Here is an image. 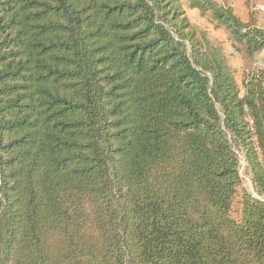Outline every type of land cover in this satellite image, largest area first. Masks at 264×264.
<instances>
[{
	"label": "trees",
	"instance_id": "trees-1",
	"mask_svg": "<svg viewBox=\"0 0 264 264\" xmlns=\"http://www.w3.org/2000/svg\"><path fill=\"white\" fill-rule=\"evenodd\" d=\"M187 7L241 85L181 0H0V264H264V29Z\"/></svg>",
	"mask_w": 264,
	"mask_h": 264
},
{
	"label": "crops",
	"instance_id": "crops-1",
	"mask_svg": "<svg viewBox=\"0 0 264 264\" xmlns=\"http://www.w3.org/2000/svg\"><path fill=\"white\" fill-rule=\"evenodd\" d=\"M220 3H227L229 4L234 14L240 18L243 22H248L250 19L255 21L257 23V26L259 28L264 29V15L261 13L255 11L250 3L247 5L245 0H216ZM187 6V5H186ZM188 9V7H187ZM186 13L192 14L198 21L195 23H192L193 26L201 29H206L209 32V39L212 43H222L225 49L226 59L230 67L236 72V82L238 85H241V71L243 68V63L240 59V57L230 48L228 42L226 41V34L221 30H213L210 25H208L204 20L200 19L198 16L197 10H190L188 9ZM214 39L215 41H213ZM230 57L231 62L228 61V58ZM254 68H263L264 67V50L258 52L254 56ZM251 191L247 190L249 193H251L254 197L259 199H264V196L258 197L253 190L252 184L250 183Z\"/></svg>",
	"mask_w": 264,
	"mask_h": 264
},
{
	"label": "rangeland",
	"instance_id": "rangeland-1",
	"mask_svg": "<svg viewBox=\"0 0 264 264\" xmlns=\"http://www.w3.org/2000/svg\"><path fill=\"white\" fill-rule=\"evenodd\" d=\"M181 3L183 5V7L185 9V13H186L187 10H188L187 6H186L187 5V0H181ZM186 16H187V18H188L190 23L191 22L195 23V22L198 21L192 14L186 13ZM212 40L215 41L214 39H212ZM228 61L231 62L230 57L228 58ZM237 153H238V156H239V174H240V177L242 178L243 187L246 190H250L251 191V187H250L251 176L249 175V172L247 171L246 166L244 164L242 153L240 151H238Z\"/></svg>",
	"mask_w": 264,
	"mask_h": 264
},
{
	"label": "built area",
	"instance_id": "built-area-1",
	"mask_svg": "<svg viewBox=\"0 0 264 264\" xmlns=\"http://www.w3.org/2000/svg\"><path fill=\"white\" fill-rule=\"evenodd\" d=\"M249 3L255 11L264 15V3L259 0H249Z\"/></svg>",
	"mask_w": 264,
	"mask_h": 264
}]
</instances>
